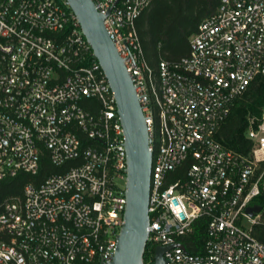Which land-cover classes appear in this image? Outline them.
<instances>
[{
  "label": "built area",
  "instance_id": "built-area-1",
  "mask_svg": "<svg viewBox=\"0 0 264 264\" xmlns=\"http://www.w3.org/2000/svg\"><path fill=\"white\" fill-rule=\"evenodd\" d=\"M124 60L153 153L148 244H181L166 264H264V108L250 155L216 135L238 98L264 77V0H220L178 61L148 64L136 21L154 0H93ZM117 2V3H116ZM116 3V4H115ZM97 101L96 112L81 105ZM62 167L0 202V264H105L124 223L127 151L115 94L68 0H0V182ZM187 165L185 176L173 172ZM208 220L198 253L184 238ZM147 244V245H148Z\"/></svg>",
  "mask_w": 264,
  "mask_h": 264
},
{
  "label": "trees",
  "instance_id": "trees-1",
  "mask_svg": "<svg viewBox=\"0 0 264 264\" xmlns=\"http://www.w3.org/2000/svg\"><path fill=\"white\" fill-rule=\"evenodd\" d=\"M220 0H154L136 21L146 61L157 68L161 60L178 61L189 54L190 38L198 31L199 24L212 15ZM87 111L96 112L99 104L95 100L85 99L81 102ZM264 108V77L258 76L247 91L236 100L231 113L225 119L216 135L217 140L227 149L243 156L252 152L253 142L247 138L250 120L261 117ZM79 160H70L64 166H55L47 153L40 162L37 175L19 173L16 177L0 182V202L15 196H23L25 186L32 183L40 185L54 173H64L72 166L80 164ZM186 166L173 172V179L185 176ZM264 171V163L258 173ZM261 195L253 204L262 206V222L254 229L256 237L264 240V175L261 182ZM208 220L199 218L194 222V231L184 238V243L194 253L202 249L206 238ZM154 247L147 245L144 261L153 255Z\"/></svg>",
  "mask_w": 264,
  "mask_h": 264
},
{
  "label": "water",
  "instance_id": "water-1",
  "mask_svg": "<svg viewBox=\"0 0 264 264\" xmlns=\"http://www.w3.org/2000/svg\"><path fill=\"white\" fill-rule=\"evenodd\" d=\"M68 2L78 17L82 31L115 94L118 114L124 129L127 151L124 223L117 236L115 255L105 264H145L144 255L149 238L147 228L150 225L149 203L153 163L146 118L124 60L104 26V21L112 9L107 14H103L97 10L93 0H68ZM262 209L260 205L249 206L247 213L254 217ZM176 246L183 247L181 244L157 246L156 260L160 264H166L164 253Z\"/></svg>",
  "mask_w": 264,
  "mask_h": 264
},
{
  "label": "rangeland",
  "instance_id": "rangeland-1",
  "mask_svg": "<svg viewBox=\"0 0 264 264\" xmlns=\"http://www.w3.org/2000/svg\"><path fill=\"white\" fill-rule=\"evenodd\" d=\"M147 264H160L159 261L156 260L155 257H149Z\"/></svg>",
  "mask_w": 264,
  "mask_h": 264
}]
</instances>
